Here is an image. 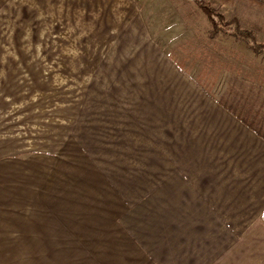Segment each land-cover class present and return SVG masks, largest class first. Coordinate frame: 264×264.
I'll return each mask as SVG.
<instances>
[{"label": "crops", "instance_id": "obj_1", "mask_svg": "<svg viewBox=\"0 0 264 264\" xmlns=\"http://www.w3.org/2000/svg\"><path fill=\"white\" fill-rule=\"evenodd\" d=\"M152 3L0 0V264H264V49Z\"/></svg>", "mask_w": 264, "mask_h": 264}, {"label": "trees", "instance_id": "obj_2", "mask_svg": "<svg viewBox=\"0 0 264 264\" xmlns=\"http://www.w3.org/2000/svg\"><path fill=\"white\" fill-rule=\"evenodd\" d=\"M192 1H194L197 4L200 10L209 19L212 25L211 33H216L221 31L223 33L230 34L235 37L244 38L250 43L251 47L256 51L264 49V42H258L251 31L241 28L236 18H232L229 20L224 19L223 15L205 0H192ZM204 90L208 91V89H204Z\"/></svg>", "mask_w": 264, "mask_h": 264}, {"label": "rangeland", "instance_id": "obj_3", "mask_svg": "<svg viewBox=\"0 0 264 264\" xmlns=\"http://www.w3.org/2000/svg\"><path fill=\"white\" fill-rule=\"evenodd\" d=\"M135 1L137 2V4L139 6H144V5H146L147 2L152 3L154 1L155 3H157V2L168 3L169 1H173V0H165V1L164 0H135ZM203 17H204V15H203ZM54 67H58V66L54 65ZM52 78H53L52 82H53L54 107H55L56 102H58L56 98L60 97V96H64V93H62V91L60 89V88H64V71H60V70L59 71H53L52 72ZM55 139L56 138L54 137V141H55ZM61 256H62V258L64 257V249L54 250V264H62L60 262L55 261V260H57V258H59Z\"/></svg>", "mask_w": 264, "mask_h": 264}]
</instances>
